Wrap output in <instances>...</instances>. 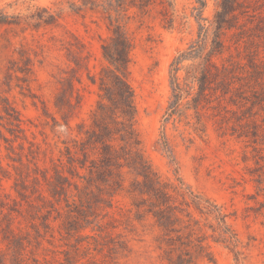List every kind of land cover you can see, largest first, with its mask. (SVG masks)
Segmentation results:
<instances>
[{
  "label": "rangeland",
  "instance_id": "obj_1",
  "mask_svg": "<svg viewBox=\"0 0 264 264\" xmlns=\"http://www.w3.org/2000/svg\"><path fill=\"white\" fill-rule=\"evenodd\" d=\"M216 11L232 25L223 34ZM117 32L130 42L133 147L103 98L115 85L101 45ZM184 51L180 80L211 53L240 80L167 119L170 63ZM136 153L227 215L236 245L205 228L212 260L195 264H264V0H0V264H168L135 207L147 189Z\"/></svg>",
  "mask_w": 264,
  "mask_h": 264
},
{
  "label": "trees",
  "instance_id": "obj_2",
  "mask_svg": "<svg viewBox=\"0 0 264 264\" xmlns=\"http://www.w3.org/2000/svg\"><path fill=\"white\" fill-rule=\"evenodd\" d=\"M229 12L225 11L224 13L229 16ZM219 13V11H216V28L218 34H223L224 30L232 25H228L227 20H229V17L224 19V17H219ZM207 29L203 24H199L197 34L199 40L194 41L188 47L191 52H189V56L192 58L194 55L191 54H194L198 49L201 39L207 33ZM113 38L111 46L105 43L101 45L102 54L111 66L110 71L115 85L114 88L107 89L105 87L103 89V98L109 102V107L117 109L123 118L124 137L121 140L133 147L136 142L133 140L131 126L135 116V107L133 91L127 80L130 42L122 32L115 33ZM214 44V54H220L223 51L224 42L218 35ZM186 53L187 51L179 53L170 63L171 94L165 109L167 119L178 115L184 99L185 101H192L193 108L197 110L199 106L204 107L206 105L202 102H211L208 100L212 96L215 99L228 97L230 87L234 86L236 80H240V77L235 75L231 67L224 64L218 65L212 59L213 53L204 59L202 69H195L194 73L187 71L184 78L180 80L178 72L182 67V61L186 59ZM99 79L104 80L103 76ZM217 103L219 104L220 100ZM214 115H219L217 121L220 124L228 120L219 113ZM99 155V161L102 165L108 167L112 165V147L110 144L102 143ZM135 155L137 157L135 161L136 173L147 186V189L142 192L144 197L139 203H135V207L142 209L146 215L152 218L153 224L160 232L161 245L158 248H162L165 252V260L168 264H195L198 259L211 261L212 254L207 242L206 229L211 230L212 233L217 232L220 237L219 241L232 246L236 245L235 235L227 221V215L217 205L194 193L184 186L181 181L169 187L167 183L161 182L159 177L151 171L141 154L136 153ZM84 165L85 163H81L80 166L83 167ZM175 195H180L182 201L178 202ZM197 215L205 217L206 220L211 218L215 221V224L210 222L200 224ZM215 240L217 241V239Z\"/></svg>",
  "mask_w": 264,
  "mask_h": 264
}]
</instances>
